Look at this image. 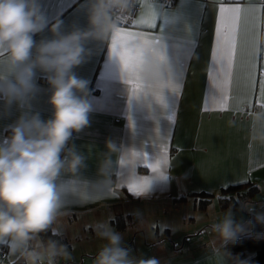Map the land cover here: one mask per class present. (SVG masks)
Returning a JSON list of instances; mask_svg holds the SVG:
<instances>
[{"label": "crops", "instance_id": "obj_1", "mask_svg": "<svg viewBox=\"0 0 264 264\" xmlns=\"http://www.w3.org/2000/svg\"><path fill=\"white\" fill-rule=\"evenodd\" d=\"M100 3L101 0H39L47 24L35 34L37 43L55 38L52 27L56 24H59L60 35L76 30L100 32L99 38L83 41L85 59L73 69L78 78L88 81L92 111L89 125L74 132L66 145L65 154L68 149H74L84 157V166L75 174L62 172L58 178L63 207L62 214L51 225L53 230L66 234L65 229L71 228L77 230L79 236L96 238L95 225L107 221L124 235L125 245L131 247L134 255L155 257L159 264H236L237 258L250 259L254 255L251 252L237 257L224 248L218 233L212 229L213 224L222 222L217 218L218 213L207 212L200 217L201 211L206 212L203 209L193 215L182 209L187 203L197 204L199 198L194 194L208 193L216 198L229 186L249 182L264 184V106L260 103L258 89L248 103L243 102L251 54L257 57V80L260 68L264 67V59H261L264 57V21L259 19L258 12L264 6L263 0H241L242 15L247 19L242 21L238 37L235 79L226 110L211 98L218 95L210 79L218 7L215 0H176L172 6L141 0L140 13L131 27L113 26L107 12L100 24L93 26L91 15ZM153 11L157 14L155 29L136 25L137 20L147 18ZM255 16L253 47L251 25ZM122 28L160 37V42L154 45L157 51L165 44L171 48L169 60L164 63L169 64L172 71L166 72L164 79L156 83L144 79L146 56L156 55L151 49L144 50L141 80L152 87H145L135 95L132 85L126 83L120 73L118 61L111 57L112 40ZM139 43V40L131 41L132 46ZM177 56L183 63L180 75L177 74L180 65L175 62ZM168 78L174 90L168 89L165 95L156 85ZM34 82L36 90L23 107L18 103L9 106L0 99V140L11 134L9 126L25 112L39 114L43 120L52 118L54 109L49 101L53 89L47 75L37 69ZM109 142L129 150L115 163L113 183L104 190L106 178L101 172L102 165L109 158L116 160V155L107 148ZM165 144L166 153L162 151ZM145 154L153 160L164 155L167 163L162 165V171L170 179L136 196L128 188L130 183L140 177L155 180L159 175L143 166L148 163ZM214 201L216 199L210 203H216ZM245 205L254 206V211L232 212L237 222L251 221L258 213H264V187ZM98 241L102 245L105 242ZM98 241L94 245L87 244L70 263L93 264L102 247L95 245ZM30 243L32 251L45 253L39 237L35 236L27 249ZM177 244L182 246L180 250ZM3 245L7 249L1 264H13L21 257L19 252L15 255L10 252L9 241L0 243Z\"/></svg>", "mask_w": 264, "mask_h": 264}, {"label": "clouds", "instance_id": "obj_2", "mask_svg": "<svg viewBox=\"0 0 264 264\" xmlns=\"http://www.w3.org/2000/svg\"><path fill=\"white\" fill-rule=\"evenodd\" d=\"M128 2L110 0L108 6L126 8ZM108 6L101 0L93 10V26L100 24ZM46 24L39 0H0V99L9 106L18 103L23 107L36 90L37 69L47 75L53 89L49 101L54 109L52 118L43 120L39 114L25 112L9 126L11 134L0 140V243L9 241L10 252L13 255L19 252L27 264L42 259L40 254L27 249L29 242L49 229L62 214L58 178L62 172L75 174L84 166V157L74 149H68L65 154L73 133L89 125L92 111L88 81L78 78L73 69L85 59L83 41L100 36L99 31L80 30L60 35L56 24L52 27L56 37L37 43L34 36ZM146 65L144 79L150 83L163 80L164 74L172 71L169 64L151 53L146 56ZM107 148L116 155V160L109 158L102 165L101 172L106 178L104 190L113 183L115 163L129 150L113 142ZM245 209L251 212L254 206L243 205L241 211ZM256 220L264 224V213H258ZM253 227L252 221L237 222L230 210L225 212L221 223L212 225L226 250L241 236L251 235ZM95 232L105 243L96 253L93 264H159L155 257L134 255L131 247L125 245L124 235L109 222H97ZM254 238H264V233L255 234ZM46 251L49 264L58 255L67 256L63 247L58 248L51 242ZM236 264L249 262L237 258Z\"/></svg>", "mask_w": 264, "mask_h": 264}, {"label": "snow or ice", "instance_id": "obj_3", "mask_svg": "<svg viewBox=\"0 0 264 264\" xmlns=\"http://www.w3.org/2000/svg\"><path fill=\"white\" fill-rule=\"evenodd\" d=\"M217 3V21L214 30V47L211 53L212 71L210 79L213 88L218 90V95L214 94L211 98L218 103L223 109H227L231 99V89L234 84V68L237 62L238 47H239V33L241 31L242 21L247 17L242 15L243 8L241 7V0H215ZM260 14L259 19L264 21V6L258 9ZM157 14L155 11L151 12L147 18L142 17L135 23L139 26H146L151 29L156 28ZM251 34L252 46H255L256 37V23L257 17H252ZM247 31V27L245 28ZM139 40L140 43L136 46L131 45V41ZM160 42V37L148 35L142 32L127 31L124 28L118 30L112 40L111 57L118 61L120 73H122L126 83L132 85L133 95L140 92L146 86L141 80V68L143 64V53L145 49H151L154 54L158 56L163 62H168L171 55V48L165 44L160 51L154 47L156 43ZM188 50L187 47L184 49ZM264 59V57H261ZM175 62L180 65L178 75L183 72V63L179 57H175ZM257 72V57L255 53L251 54L247 63V78H246V92L244 103H248L254 96L257 89L259 91L260 103L264 106V67L260 68V78H256ZM165 95L168 89L174 90V84L170 78L156 85ZM162 151L167 152V145L165 144ZM135 155V153H133ZM144 159L148 163L143 166L148 168L152 173H159L156 179L151 177H140L133 183L128 185L129 190L136 196H141L163 184L170 178L162 171V165L167 163L164 155L159 159L153 160L147 154Z\"/></svg>", "mask_w": 264, "mask_h": 264}, {"label": "trees", "instance_id": "obj_4", "mask_svg": "<svg viewBox=\"0 0 264 264\" xmlns=\"http://www.w3.org/2000/svg\"><path fill=\"white\" fill-rule=\"evenodd\" d=\"M262 187H264V184L257 185L249 182L246 184L229 186L221 190L220 194L216 198L208 193L194 194L193 196L199 198L197 200V207L199 209L205 210L210 202L216 199L220 209L223 211L230 210L231 212H234L240 208L241 202H246L256 197L260 193ZM251 221L254 226L252 229V234L241 236L235 245L229 244L227 250L238 256H243L247 252H251L254 255L250 259L246 260L249 262V264H264V238H254L255 234L264 233V224L257 222L255 216L251 218ZM36 236L40 238V245L45 249H47V246L50 242L55 243L57 246L66 242V238L63 235L55 232L52 226H50V228L46 231L37 234ZM3 246L7 249L6 245ZM32 249L33 246L30 243L28 250L32 251ZM5 256H1L0 264L2 263V258H5ZM13 264H27V262L23 257H20Z\"/></svg>", "mask_w": 264, "mask_h": 264}, {"label": "rangeland", "instance_id": "obj_5", "mask_svg": "<svg viewBox=\"0 0 264 264\" xmlns=\"http://www.w3.org/2000/svg\"><path fill=\"white\" fill-rule=\"evenodd\" d=\"M214 202H216V203H214V204L210 203L207 206V208H206L207 210L206 209L204 210L206 212H203L200 209H196L194 207V205L196 203H194V202L187 203L186 206L184 205L182 211L190 213V215H193L196 212L201 211V213H199V215H198L200 217L201 216H206L207 212H208L207 214H212L213 213V215H216L218 213L217 214V218H218L219 222H221V221H223L224 216L219 215V214H225V212H227V211L223 212V210L220 209V206L217 204V201H214ZM243 205H245V202H241L240 208L238 209V211L241 210ZM239 212H240V214H242L241 213L242 211H239ZM206 221L207 220H204L203 222H206ZM197 222L200 223V219H198ZM65 233L66 234L62 233L61 235H63L66 238V242L61 244V245H59V246H57V247L58 248L63 247L65 249V251L67 252V256H59V255L56 256L54 258L53 264H71L70 262L76 260L79 257L80 251L84 250V248L87 246V244L92 243L94 245V242H96V241H98V239H100L98 237L94 238V235L81 234V236H79L77 230H72L71 228L70 229H68V228L65 229ZM95 245H97L99 247L102 246L101 242H99V243H97ZM176 247L179 250L182 248V246L180 244H177ZM41 250H43V252H45V253L40 254V256H42V259H40L37 262H35V264H49V259H48V255L46 253L47 252L46 249L43 248Z\"/></svg>", "mask_w": 264, "mask_h": 264}, {"label": "built area", "instance_id": "obj_6", "mask_svg": "<svg viewBox=\"0 0 264 264\" xmlns=\"http://www.w3.org/2000/svg\"><path fill=\"white\" fill-rule=\"evenodd\" d=\"M140 1L141 0H129L127 7L122 8L116 5L108 6L110 4V0H103L104 5L108 6L106 8V12L109 14L111 18L112 25L115 27H131L133 25V22L135 21L141 10ZM153 1H158L165 6H172L176 0H153ZM263 5H264V0H263ZM72 137L70 138V140L72 139ZM5 255H6V248L4 246H0V258L1 256H5Z\"/></svg>", "mask_w": 264, "mask_h": 264}]
</instances>
